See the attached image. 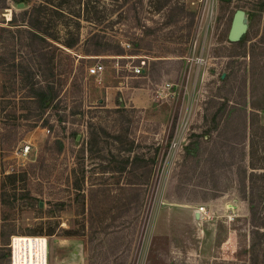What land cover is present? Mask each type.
I'll return each mask as SVG.
<instances>
[{
    "label": "rangeland",
    "instance_id": "obj_1",
    "mask_svg": "<svg viewBox=\"0 0 264 264\" xmlns=\"http://www.w3.org/2000/svg\"><path fill=\"white\" fill-rule=\"evenodd\" d=\"M33 3L0 9V135H10L0 136L3 252L11 236H33L47 240V264H264V227L251 236L237 187L252 145L264 163V0H138L120 22L95 27L86 17L113 4L68 0L64 16L45 12L43 27L63 41L76 19L67 11L80 13V42H53L44 59L23 48V25H7ZM237 9L248 20L242 45L227 40ZM93 29L129 47L87 56ZM12 56L40 83L52 68L60 92L45 127H29L39 111L22 98ZM97 62L103 73L89 76ZM137 155L147 168L136 192L123 190L128 168L110 170ZM91 186L109 193L92 201Z\"/></svg>",
    "mask_w": 264,
    "mask_h": 264
},
{
    "label": "trees",
    "instance_id": "obj_2",
    "mask_svg": "<svg viewBox=\"0 0 264 264\" xmlns=\"http://www.w3.org/2000/svg\"><path fill=\"white\" fill-rule=\"evenodd\" d=\"M8 1H12L16 4L23 3L24 5L28 2L34 1L32 6L27 9H22L19 13L13 12L11 14L10 20L7 22V25L16 26L23 25L25 27V43L23 48L27 51V53H31L36 55L39 58L44 59L46 56V48L48 47H56L53 42L59 43L65 48H73L80 42L79 39V29H80V13H75V11H67L73 15L76 19L74 20V26L72 29L65 26L66 29V37L63 41H59L57 34L55 31H49L48 28H44V15L47 10L54 16H64L63 11L67 8L68 0H62L58 5H54L53 7H47L45 5V0H0V9H6ZM113 4V8L111 9V13L108 14H95L92 17H86L87 22L95 27L99 26L103 23V21L108 20L110 17L116 18L111 23H118L121 21L122 16L126 12V10L132 8L134 3H137L138 0H108ZM49 2V1H45ZM264 7V3H262ZM66 9V10H67ZM70 10V9H68ZM177 15L181 14V11H177ZM108 15V16H107ZM109 19L108 22H110ZM171 20V17H169ZM93 29L88 37L83 42V52L85 55H105L111 54L116 56L123 55V48L120 45H113L110 40H104V36L94 32ZM247 39V35H244L239 42L234 43L237 45H242ZM13 59V72L14 74L19 75V80L21 83V88L24 90V95L22 96L23 100L34 106L35 110L39 111L38 117L35 119L29 127H36L37 121L41 120V126L45 127L47 124V119L42 120V115L46 108L50 107L52 103H56L59 96V90L54 86L52 77L54 76L52 68L50 69L49 75H43V83L35 80V74L31 71V67L28 63H25L21 60L15 61L14 56ZM2 64V55L0 54V65ZM54 106V105H53ZM5 130V128H3ZM257 131L260 134L264 135V126H259ZM4 132V131H3ZM209 133V132H207ZM0 136L5 138L10 135L1 134ZM72 139L75 138V134L72 133ZM253 142V141H252ZM53 144L57 145V152H61L63 146L61 141L55 140ZM257 148L255 145L251 146L250 160L249 165L246 168L244 165H238L237 169V187L241 198L247 202L248 205V213H249V225L251 226V236L254 237L255 234H258L259 228L264 227V194L261 192V189L264 184V163H259V161L254 158L257 156V151L254 150ZM147 162L143 159L142 155L140 158L138 155L131 161L124 162L121 168H113L110 172L122 173L126 168H128V176H131L130 179L123 186V190L129 191H137L138 186L140 185L139 179H136V172L140 168H147ZM108 170V168H107ZM13 175H7V178L12 177ZM122 187V188H123ZM106 189H95V187L91 186L89 188V193H91V200L94 201L99 195L98 192L103 193L107 192ZM95 191L97 193H95ZM2 192H5L2 189ZM35 235V234H32ZM8 248V247H7ZM255 245L254 243L250 244L249 252L254 251ZM4 251V247L0 246V264H9V248L6 252Z\"/></svg>",
    "mask_w": 264,
    "mask_h": 264
},
{
    "label": "bare ground",
    "instance_id": "obj_3",
    "mask_svg": "<svg viewBox=\"0 0 264 264\" xmlns=\"http://www.w3.org/2000/svg\"><path fill=\"white\" fill-rule=\"evenodd\" d=\"M13 243L17 251L25 252L29 255L26 261L30 262H43L48 263L47 257V240L42 237L33 236H15Z\"/></svg>",
    "mask_w": 264,
    "mask_h": 264
},
{
    "label": "built area",
    "instance_id": "obj_4",
    "mask_svg": "<svg viewBox=\"0 0 264 264\" xmlns=\"http://www.w3.org/2000/svg\"><path fill=\"white\" fill-rule=\"evenodd\" d=\"M122 47L123 48L129 47V44L128 43H122ZM141 64L143 65L144 61H141ZM141 68H142V66L136 67L134 72L136 74H139ZM103 70H104V65L102 63H99V62L89 66L86 69L87 74L89 76H94V77H98L99 75H101L103 73ZM26 150H27V148H26ZM200 210H203V208H200ZM14 237L15 236L10 237L9 243L7 245V247L9 248V253H10L9 254V264H47L45 261L28 263V261H26V259H27V257H29V255L23 251L22 252L17 251L16 246L13 243Z\"/></svg>",
    "mask_w": 264,
    "mask_h": 264
},
{
    "label": "water",
    "instance_id": "obj_5",
    "mask_svg": "<svg viewBox=\"0 0 264 264\" xmlns=\"http://www.w3.org/2000/svg\"><path fill=\"white\" fill-rule=\"evenodd\" d=\"M17 7L22 8L23 3H18ZM248 28V20L245 15V11L237 9L232 16L229 31L227 34V40L230 43H237L246 34Z\"/></svg>",
    "mask_w": 264,
    "mask_h": 264
}]
</instances>
